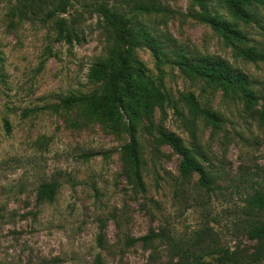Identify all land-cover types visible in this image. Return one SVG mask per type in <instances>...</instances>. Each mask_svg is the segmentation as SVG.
Listing matches in <instances>:
<instances>
[{
  "label": "rangeland",
  "instance_id": "rangeland-1",
  "mask_svg": "<svg viewBox=\"0 0 264 264\" xmlns=\"http://www.w3.org/2000/svg\"><path fill=\"white\" fill-rule=\"evenodd\" d=\"M55 1L0 0V264H97L98 253L102 264H179L173 245L205 253L209 264L221 255L213 249L234 252L235 264H264V240L246 234L264 220V210L248 205L254 192L264 193V63L237 54L246 45L264 51V7L258 23L244 22L223 0H202L250 39L239 44L198 19L197 0H69L59 15L76 35L68 43L55 39V19L41 20ZM100 3L146 30L161 50L160 64L145 47L133 51L164 96L152 109L153 126L143 116L134 123L143 191L126 177L125 114L117 123L87 109L86 97L102 90L88 73L117 47L95 9ZM182 55L245 74L259 100L248 104L184 74ZM188 94L215 117L193 113ZM160 131L192 150L212 179L209 189L197 173L179 170L180 156ZM51 182L55 197L37 200L40 184ZM152 234L159 236L142 240Z\"/></svg>",
  "mask_w": 264,
  "mask_h": 264
},
{
  "label": "trees",
  "instance_id": "trees-1",
  "mask_svg": "<svg viewBox=\"0 0 264 264\" xmlns=\"http://www.w3.org/2000/svg\"><path fill=\"white\" fill-rule=\"evenodd\" d=\"M201 6V13L198 19L208 23L211 28L225 39H232L239 44H246L250 41L247 35L241 32L236 26L222 19L217 14H212L206 10L202 0H197ZM69 0H56L52 7L44 12L42 21L55 19L57 41L65 40L72 42L76 35L70 33L59 16L65 13ZM228 12L236 19L244 22H259L258 9L264 7V0H223ZM96 11L102 16L106 27L113 33L117 47L115 46L106 59L95 63L89 73L88 80L93 83H101L102 90L86 97L88 112L98 118L119 123L122 114L127 117L126 130L129 140L121 147L123 155L130 163V169L126 171V177L133 186L141 191L144 190V183L141 175V158L139 142L135 137L134 123L139 117H145L150 126H153L151 112L155 105L164 100V96L154 81L146 77L139 61L133 56V51L137 47L147 48L157 64L161 63L160 46L150 34L143 28H138L134 23L127 21L123 15L111 10L104 4L96 6ZM32 14L36 12L28 9ZM237 54L245 60L251 62L264 63V51H257L252 46H244L237 50ZM180 70L191 76L202 78L207 83H214L223 86L224 90H230L239 94L248 104L256 103L259 97L252 88V82L245 74L239 73L225 65L220 60L208 57L201 58L197 62H190L183 55L177 63ZM72 100V99H69ZM187 101L193 113H199L205 117L214 118V113L202 109L196 98L188 94ZM259 117L264 123V112L259 113ZM162 139L180 156L179 170L183 174L197 173L203 187L209 189L212 179L206 172L202 164L194 156L191 149L187 148L180 137L160 131ZM57 190L56 183H42L37 189V200H52ZM248 205L264 210V193L254 192L248 200ZM103 227L99 224V232L96 237L97 246L103 244ZM247 238L250 240H264V220L251 225L247 231ZM159 235H147L142 238L144 241H151ZM133 242V240L129 241ZM174 250L180 253L179 264H209L202 261L205 253L198 254L194 249H178L173 245ZM211 252H220L216 264H235L234 252L228 249H213ZM207 252L206 254H211ZM96 263L102 264L100 253L96 255Z\"/></svg>",
  "mask_w": 264,
  "mask_h": 264
}]
</instances>
